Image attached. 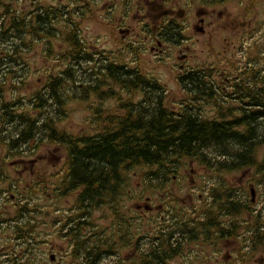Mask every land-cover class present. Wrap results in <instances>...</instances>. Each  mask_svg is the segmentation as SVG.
Here are the masks:
<instances>
[{"label": "flooded vegetation", "instance_id": "af4514ba", "mask_svg": "<svg viewBox=\"0 0 264 264\" xmlns=\"http://www.w3.org/2000/svg\"><path fill=\"white\" fill-rule=\"evenodd\" d=\"M86 20L112 34L83 35ZM220 31L234 36V56L225 46L211 61L195 55L192 38ZM152 47L160 61L177 60L178 98L145 69ZM0 64V264H264V0H0ZM34 80V95L5 102ZM72 101L88 104L78 124L88 131L75 137L99 139L108 111L160 104L196 115L203 147L177 160L164 184L120 162L98 198L62 139L47 136ZM38 144L44 151H32ZM146 189L165 196L153 202ZM3 197L16 201L14 212Z\"/></svg>", "mask_w": 264, "mask_h": 264}, {"label": "trees", "instance_id": "16d2710c", "mask_svg": "<svg viewBox=\"0 0 264 264\" xmlns=\"http://www.w3.org/2000/svg\"><path fill=\"white\" fill-rule=\"evenodd\" d=\"M35 23L34 20L33 25L29 22L27 28H37ZM3 66L0 64V72ZM10 88L11 86L8 90ZM153 97L155 95L152 92L151 102ZM6 105L9 107V104ZM119 114L120 112L108 111L103 123L99 117L97 122L101 125L96 128L100 132L99 139L75 137L60 127L51 125L47 128L48 139L63 140L59 142L64 144L65 150L72 153L74 161L76 160L78 177L86 182L88 190H92L94 185V194L98 198L108 192L113 175L112 167L116 169L120 162L128 160L127 166L143 168L146 183H157L161 179V184H164L173 174L177 160L181 162L184 158H191L203 147L206 128L196 119V115L184 112L177 117L164 110L160 104L145 111ZM39 116L37 112L32 117L34 134L35 122L39 120ZM179 156L182 157L178 159Z\"/></svg>", "mask_w": 264, "mask_h": 264}, {"label": "rangeland", "instance_id": "374dc122", "mask_svg": "<svg viewBox=\"0 0 264 264\" xmlns=\"http://www.w3.org/2000/svg\"><path fill=\"white\" fill-rule=\"evenodd\" d=\"M22 9H24V10L29 9V7L24 4ZM83 27L86 28V30H87L86 32H88L89 34H97V35H103L104 33H106L108 35L112 34V32L105 25L101 24L99 21L86 20L85 22H83L81 24L82 34L84 32ZM115 37L117 39H119V36H117L116 33H115ZM233 37L234 36H231V34L227 31L225 32V34L223 33V31H220V32L216 33V35H213L210 37H208V36H205L204 38L194 37V38H192L193 41L198 39V43L196 44L195 47H193V49L195 51L194 53H195V55H200L201 59L206 58V60L211 61L212 57H216L218 55L222 46H225L224 49L226 50V53H229L230 56H234L236 49L234 48ZM107 40H108V37L106 39H104L103 41H107ZM203 40H206V42H204V44L202 45ZM110 42L113 43V41H110ZM224 42H225V44H224ZM52 43H53L54 49L55 48H64V45L59 40H53ZM103 47L110 50V49H112L113 44L103 45ZM152 48L153 49L150 50V52H149L151 55L149 53L145 52V55L143 57H141L142 60L147 61V63H148L145 65V69L149 70V71H153L155 76H158L163 82L167 83L166 85L168 87V91L169 92L171 91L172 93H174V94H171V96L174 95L175 98H178L180 95L178 87L176 86V84L174 82L170 81V80L173 81L174 75L178 71L177 60L174 58H170V56H169V58H166L165 62L160 61L162 56L157 54V52H158L157 47H152ZM152 54H157V55L153 56ZM156 56H158V58H155ZM126 61L128 63H131V61H129L128 59ZM136 65L141 67L142 63L138 62V63H136ZM33 66H34V71H38V72H41L42 66L46 70L50 69L51 71H55V72H57V69H58L57 64H53V62H47V63L44 62L42 64H36L33 62ZM66 70H67V68H66ZM76 71H78V70H76ZM34 82H36V85H34L31 89L26 87V86H22L20 88V90L18 92H16L14 95L12 93H9V92H7V95L4 94L5 102L12 103L14 100L13 99L14 96H15V99L21 100V99H25L28 96H30V95H28L29 93L31 95H34L36 93V91L39 90L41 87V80H34ZM171 96H170V98H171ZM87 107H88V104H85L84 102H79V103L74 102V101L70 102L66 106L67 116L65 117V120L62 123L63 127H60V129H63L65 131H67V133L72 134V135L78 134L80 132H84V130L88 131V125H82L81 128L78 125L79 120L82 118L83 112L87 109ZM120 114H121V112H120ZM26 150H27V148H26ZM37 150H40V151L43 150L44 151V145L38 144L34 149H32V151H37ZM263 151H264V149L262 150V152ZM51 161H53V160H51ZM30 178L35 180L37 178V175L33 174ZM38 181L41 182V179H38ZM29 183L31 184V181H29ZM175 184H177V183L175 182ZM196 184H197V188L193 189L195 194L200 193L199 192L200 190L198 189V187L200 185V179L199 178H196ZM187 188L188 187H186L185 189H187ZM188 189L190 190V188H188ZM161 192H162V190H161ZM181 194H183V193L178 192V195H181ZM164 196H165V193H162V195L157 196V194H155V193L152 194V192L149 191L148 189H146V191L144 193V197H148L150 199L152 198L153 202H155L157 199L163 198ZM15 202L16 201H14V199L11 200V199H7L6 197H3L2 208H4V210H6V214H10V213L14 212L13 207H14ZM128 203L130 204L131 207H133L137 202L135 199L132 198L131 200L128 201ZM2 226H3L2 228H4L3 230L7 229L6 225H2ZM5 242H9V240L6 239Z\"/></svg>", "mask_w": 264, "mask_h": 264}]
</instances>
